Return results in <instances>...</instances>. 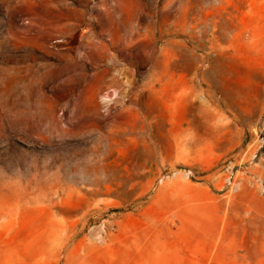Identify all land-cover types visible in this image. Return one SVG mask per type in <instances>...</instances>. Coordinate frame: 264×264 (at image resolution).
I'll return each mask as SVG.
<instances>
[{
  "label": "rangeland",
  "instance_id": "obj_1",
  "mask_svg": "<svg viewBox=\"0 0 264 264\" xmlns=\"http://www.w3.org/2000/svg\"><path fill=\"white\" fill-rule=\"evenodd\" d=\"M0 264H264V0H0Z\"/></svg>",
  "mask_w": 264,
  "mask_h": 264
},
{
  "label": "bare ground",
  "instance_id": "obj_2",
  "mask_svg": "<svg viewBox=\"0 0 264 264\" xmlns=\"http://www.w3.org/2000/svg\"><path fill=\"white\" fill-rule=\"evenodd\" d=\"M107 101H109V99Z\"/></svg>",
  "mask_w": 264,
  "mask_h": 264
}]
</instances>
